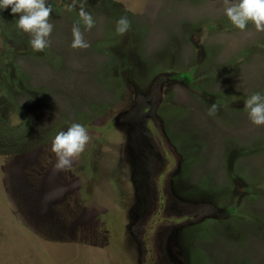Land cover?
I'll return each instance as SVG.
<instances>
[{
	"label": "rangeland",
	"instance_id": "obj_1",
	"mask_svg": "<svg viewBox=\"0 0 264 264\" xmlns=\"http://www.w3.org/2000/svg\"><path fill=\"white\" fill-rule=\"evenodd\" d=\"M46 2L42 52L0 9V264H264V126L244 107L264 95V32L223 0ZM81 2L95 26L73 49ZM72 123L90 142L56 170ZM134 128L153 164L141 189Z\"/></svg>",
	"mask_w": 264,
	"mask_h": 264
},
{
	"label": "clouds",
	"instance_id": "obj_2",
	"mask_svg": "<svg viewBox=\"0 0 264 264\" xmlns=\"http://www.w3.org/2000/svg\"><path fill=\"white\" fill-rule=\"evenodd\" d=\"M224 14L230 23L240 30H245L251 23L257 32H264V0H223ZM77 6L73 0L72 8ZM11 8L13 15L19 14L16 26L19 30L30 35L31 48L35 52H42L50 47V36L54 29L51 22L52 7L46 0H0V9ZM78 15L80 20L72 27L73 49H87L90 44L81 31L80 22L86 30L95 26L92 15L85 10L83 2L79 4ZM131 27L128 18L121 17L117 21L116 31L124 35ZM245 109L250 121L256 126H264V95L253 93L245 101ZM218 111L216 104L208 109L210 116ZM90 135L86 126L72 123L66 131H60L52 141L51 151L56 155V170H68L73 160L78 158L90 142Z\"/></svg>",
	"mask_w": 264,
	"mask_h": 264
},
{
	"label": "flooded vegetation",
	"instance_id": "obj_3",
	"mask_svg": "<svg viewBox=\"0 0 264 264\" xmlns=\"http://www.w3.org/2000/svg\"><path fill=\"white\" fill-rule=\"evenodd\" d=\"M137 108V106H136ZM140 107L137 109V111H139ZM132 124V123H131ZM134 127V124H132ZM139 131H137L134 128V133H135V142L133 144H131V138L129 137V150L131 152V155L133 156V161H131V167H132V179L133 182H135L136 186H139L141 189V186L146 184L149 178V173L151 171V169L153 168V164H152V157L150 152L145 151L144 149H142L140 143L141 141L138 140L140 138ZM155 166V165H154ZM138 178V181L134 179V176ZM148 196H149V192H144L140 198L137 200V203L146 205V200H148ZM181 227H179L177 225L176 229H179ZM131 235V234H130ZM163 264H168V261L163 262L161 261ZM177 264L176 262H172Z\"/></svg>",
	"mask_w": 264,
	"mask_h": 264
},
{
	"label": "trees",
	"instance_id": "obj_4",
	"mask_svg": "<svg viewBox=\"0 0 264 264\" xmlns=\"http://www.w3.org/2000/svg\"><path fill=\"white\" fill-rule=\"evenodd\" d=\"M181 77H184L185 78L186 76H185V74H182Z\"/></svg>",
	"mask_w": 264,
	"mask_h": 264
}]
</instances>
